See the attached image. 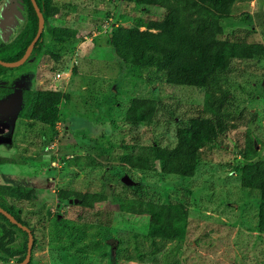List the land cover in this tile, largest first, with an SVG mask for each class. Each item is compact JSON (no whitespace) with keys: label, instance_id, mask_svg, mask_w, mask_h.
<instances>
[{"label":"rangeland","instance_id":"rangeland-1","mask_svg":"<svg viewBox=\"0 0 264 264\" xmlns=\"http://www.w3.org/2000/svg\"><path fill=\"white\" fill-rule=\"evenodd\" d=\"M11 1L15 13L11 15L12 27H3L7 30L4 41L13 39L26 23L25 9L18 0H0V15ZM54 1L60 14L51 23L77 28L79 38H46L40 54L17 67H7L0 75L15 87L14 93L0 99V121L10 122L8 133L0 137V183L23 185L37 193L33 204L15 202L37 239L35 246L32 242L31 264H264V233L255 231L260 194L242 188L236 170L242 159L238 148L247 136L260 141L257 158L264 159V58L232 59L228 83L223 86L229 91L227 107L235 127L215 146L202 149L193 176L127 167L118 174L112 169L114 161L97 156L92 146H112L109 154L114 156L125 146L135 151L149 143L171 144L179 117L193 114L202 105L205 89L131 77L108 43L111 23L132 24L136 17L160 19L163 9L128 0ZM263 12L260 0H235L231 16L223 20L225 37L264 42ZM51 50L59 54L57 60ZM11 54L0 51V59L11 61ZM57 71L64 78L55 79ZM18 88L68 94L69 99H62L58 106L55 127L30 122L18 114L22 105ZM133 97L161 101L163 112L151 123L127 124L122 116ZM71 155H90L99 164L68 166L66 159ZM131 186H147L157 199L171 196L188 205L184 241L149 236L146 216L119 212L105 200L93 208L76 203L59 208L57 203L59 190L97 192L103 197L122 195ZM57 209L78 223L94 221L101 211H110L109 238L103 239L105 232L99 238L93 225L86 229L90 233L83 241L67 250L59 248L60 242L50 240L48 233ZM82 244L95 247L96 252L79 262L71 260L78 256L75 247ZM110 247L109 254L98 253ZM6 264H16V260Z\"/></svg>","mask_w":264,"mask_h":264},{"label":"trees","instance_id":"trees-1","mask_svg":"<svg viewBox=\"0 0 264 264\" xmlns=\"http://www.w3.org/2000/svg\"><path fill=\"white\" fill-rule=\"evenodd\" d=\"M35 1L42 12L46 29L35 42L29 58L43 51L46 38L56 41L79 38L77 28L51 23L60 14V8L54 0ZM128 1L136 5L159 7L163 9V15L160 19L136 17L132 24L113 22L108 26L107 41L116 57L125 65L126 72L131 77H145L149 81L205 89L204 100L193 114L179 117L174 131L175 138L171 144L149 143L135 151L125 146L123 151L114 156L109 154L112 146L103 148L97 144L91 149L97 156L101 154L106 160L114 161L112 169L118 174L122 173V167L139 171L158 168L162 174L191 177L201 162L202 149L215 146L218 139L235 127L232 121L234 117L227 107L229 91L223 86L228 83L227 73L230 71L232 59L264 58V42L225 37L223 20L231 16L235 0ZM260 1L264 6V0ZM18 2L26 12L25 26L12 41L0 44V51L12 52L11 61L23 55L38 25V17L31 0ZM262 18L264 26V12ZM51 55L55 60L59 58L54 50H51ZM6 70L7 67L0 65V74ZM10 92L6 86H0V99ZM62 99L68 100L69 96L60 90L23 89L22 105L18 114L30 122L53 128L58 122V106ZM164 107L156 99L133 97L129 100L122 120L127 124L151 123L157 119L159 112H163ZM259 143L255 137L245 138L238 148V155L242 159L236 170L242 188L259 191L255 231L264 233V159L257 158ZM66 160L68 166L99 164V160L90 155L84 158L71 155ZM57 198L59 208L69 205L68 200L73 198L77 199V205L88 208H93L105 200L116 206L119 212L146 216L147 234L151 237L171 241H184L186 238L188 205L171 196H166L163 200L157 199L147 186H131L122 195L110 194L103 197L97 192L59 190ZM20 200L33 204L37 200V193L23 185L0 183V206L33 233L32 225L21 217V208L15 204ZM58 211L57 209L50 219L48 233L50 240L60 242L59 248L67 250L78 240L83 241L90 233L86 229L93 225L97 226L99 238L102 232H105L103 239L109 238L110 211H101L94 221L84 223L70 221ZM27 242V233L0 212V264H6L11 259H15L16 264L19 263L26 255ZM36 242L34 235L33 246ZM112 250L110 247L108 251L102 250L98 253L107 255ZM95 252V247L82 244L75 247L78 256L73 255L71 260L79 262ZM27 264H31V261Z\"/></svg>","mask_w":264,"mask_h":264},{"label":"water","instance_id":"water-1","mask_svg":"<svg viewBox=\"0 0 264 264\" xmlns=\"http://www.w3.org/2000/svg\"><path fill=\"white\" fill-rule=\"evenodd\" d=\"M31 3H32V5H33V7L35 9V12L37 14V17H38L37 31H36L34 37L31 39L30 43L27 45L23 55L19 59L14 60V61H3V60L0 59V65H2V66H5V67H17V66L23 64L27 60L29 55L31 54V51L33 49V46H34L35 42L37 41V39L39 38L41 32L43 31L44 18H43L42 12L40 11V9H39L38 5L36 4L35 0H31ZM13 10H14V5L13 4H10L5 9H3V11L1 12V20L3 21V22L0 23L1 25L6 23V22H8V23L10 22V15H11ZM8 128H9L8 122L0 121V137L4 136L7 133ZM68 202L72 203L73 199H69ZM76 202H77V199H74V203H76ZM0 212L3 215H5L9 219V221L11 223H14V224L18 225V227H20L21 229H23L27 233L28 242H27L26 255L19 263H17V264H27L29 262V260H30L32 242H33V235H32V232H31L30 228L27 227L26 225L18 222L9 212H7L1 206H0Z\"/></svg>","mask_w":264,"mask_h":264},{"label":"flooded vegetation","instance_id":"flooded-vegetation-1","mask_svg":"<svg viewBox=\"0 0 264 264\" xmlns=\"http://www.w3.org/2000/svg\"><path fill=\"white\" fill-rule=\"evenodd\" d=\"M10 4H13V5H14V3L11 1V3H6V6H8V5H10ZM13 13H15V7H14V10L12 11L11 15H12ZM11 15H10V21H11V17H12ZM0 16H1V15H0ZM8 19H9V18H8ZM6 21H7V20H6ZM6 21H5V22H6ZM3 27H8V28H9V27H12V26L10 25V22H9V23L6 22V23H4V24H2V25L0 24V29H1V31H2L1 34H0V37L2 36V39H0V44H1V43H8V42L12 41V40L17 36V35H16L13 39H11V40H9V41H4V38H5V36H4V32L6 33L7 30H4ZM32 50H33V49H32ZM31 52H32V51H31ZM29 56H30V55H29ZM28 58H29V57H28ZM28 58H27V59H28ZM16 60H17V59H16ZM3 61H4V60H3ZM12 61H14V60H12ZM4 67H5V66H4ZM9 68H10V67H9ZM6 71H7V70H6ZM8 72H9V71H8ZM30 72L33 73L32 70H30ZM34 73H35V71H34ZM34 73H33V74H34ZM7 74H8V73H7ZM9 74H10V76H13V75H11L12 72H11V73L9 72ZM0 75H1V74H0ZM13 80H14V79H13ZM13 80H12V81H13ZM1 82H2V85H0V86H6V87L11 91L8 95H11L12 93H14V89H15V87H14V84H13V83H12V86H11V85L9 86V84H6V83L4 82V78H3V79L0 78V83H1ZM18 86H21V85H18ZM18 86H17V87H18ZM18 89H19V88H18ZM23 89H25V88H20V89H19V91H20V99H21V93H22V90H23ZM34 90H35V89H34ZM0 116H2V114H0ZM3 120H4V119H3ZM4 121H5V122H9V120H7V119H5ZM9 123H10V122H9ZM9 126H10V124H9ZM9 128H10V127H9ZM9 128H8V131H9ZM8 131H7V133H8ZM7 133H6V134H7ZM6 134H5V135H6ZM1 138H2V137H1ZM74 199H76V198H73V202H74ZM68 203H69V202H68ZM76 203H77V202H76ZM69 204H70V203H69Z\"/></svg>","mask_w":264,"mask_h":264},{"label":"built area","instance_id":"built-area-1","mask_svg":"<svg viewBox=\"0 0 264 264\" xmlns=\"http://www.w3.org/2000/svg\"><path fill=\"white\" fill-rule=\"evenodd\" d=\"M63 76H64V75H63L62 72H60V71H57V72L55 73V79H61V78H64Z\"/></svg>","mask_w":264,"mask_h":264}]
</instances>
